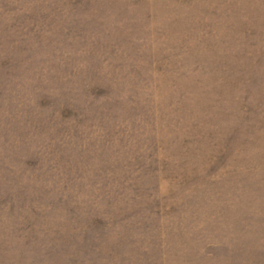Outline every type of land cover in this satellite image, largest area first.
<instances>
[{"label": "rangeland", "instance_id": "rangeland-1", "mask_svg": "<svg viewBox=\"0 0 264 264\" xmlns=\"http://www.w3.org/2000/svg\"><path fill=\"white\" fill-rule=\"evenodd\" d=\"M0 264H264V0H0Z\"/></svg>", "mask_w": 264, "mask_h": 264}]
</instances>
